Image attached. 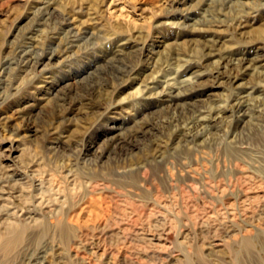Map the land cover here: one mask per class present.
Returning <instances> with one entry per match:
<instances>
[{
  "label": "rangeland",
  "instance_id": "obj_1",
  "mask_svg": "<svg viewBox=\"0 0 264 264\" xmlns=\"http://www.w3.org/2000/svg\"><path fill=\"white\" fill-rule=\"evenodd\" d=\"M57 1L0 0L1 60H6L8 46L19 41H24L26 50L32 45V51L39 55L45 47L58 48L62 38L69 33L82 38L62 56L42 58L40 63L31 62L20 67L14 65L4 76L6 82L0 85V158L6 156L0 161L14 170V179H21L24 187L30 186L24 170L31 159H39V168L52 171L58 176L68 174L78 180L95 175L107 178L104 185L92 188L94 192H88L87 198L67 215V221L73 229L78 232L86 229L84 232L88 231V234L119 227L136 228L140 223L146 227L154 223V220H142L137 224L131 215H119L121 218L118 220L114 206L121 202L120 199L132 196L136 203H145L143 192L147 186L155 190L167 188L169 192L162 197L167 201V206L160 210L167 220L162 226L166 240L160 248L162 253L154 254L164 257L165 253L172 252V257L165 260L168 264H264V199L255 198L264 193V177H258L251 185H239L241 180L234 176L241 175V171L249 172L250 165L235 164L234 158H231L235 152L224 153L223 144L224 131L234 129L237 144H241L242 151L250 146L264 154V128L259 134L248 137L246 134L253 126H244L243 123L230 126L232 113L229 108L222 110L220 117L208 120L212 125L208 135L199 140L201 150L197 157L204 164L197 171L201 177H208L209 180L201 183L192 178L183 184H178L176 179L189 174V170L186 164L182 171L179 163L187 162L186 147L192 145H185L180 139L168 140L166 128H152L146 133L136 130L149 120L185 111L188 107L206 108L223 101L229 94L232 95L231 102L236 99L259 104L264 102V84L259 83L264 77V0H85L82 5L75 4L69 14L65 12L66 20L63 24L56 25V17H53L44 25H37L36 19L47 8L61 15L65 9H71L70 1L63 0L61 5ZM237 14L240 17L236 19ZM111 46L117 50L115 53L118 58L139 57L138 71L131 78L119 82L116 93L106 92L81 104H67L62 116L54 125H49L46 120L50 119L65 91L83 85L90 80L91 75L108 65L110 55L105 60L102 57L103 52ZM209 47L211 54L201 58L200 54ZM168 54L184 57L183 68L188 67V70L182 76L180 70L183 68L178 70V75H175V68L168 75L157 71ZM237 55L248 56L252 66L237 69L233 61ZM254 68H257L258 73L254 72ZM2 75L4 68H0V77ZM139 89L143 92L132 96ZM177 93H181L179 100L174 98V102L169 101V94ZM190 94H193L192 97ZM102 111L104 114L99 116ZM126 132L133 133L136 141L125 146L128 151L138 154L140 143L154 137L158 139V148L162 152L156 163L153 161L139 169L138 181L125 178L126 184L116 185L120 184L125 169L108 171L101 168V164L81 160L85 156L82 153L79 164L75 165L74 157L79 154L80 148L77 141L87 140L90 150L86 154L94 158L95 153L107 147L110 138H119ZM57 143L62 145L61 154L72 156L56 158L51 147ZM126 151L110 149L103 155L101 163L108 165L117 155ZM221 174L227 175L219 177ZM259 175L264 176L261 172ZM165 178L167 181L162 182ZM232 179L235 180V187H232L234 194L250 189L245 191L250 196L249 200L242 202L246 199L242 194L245 198L228 204L227 208L235 215L232 222L220 220L222 222L204 227L201 220L189 217L190 214L201 217L211 208L222 210L221 205L214 202L220 199V193L213 190L219 184L224 188L227 181ZM6 181L3 179L1 184H6ZM143 182L148 185H141ZM132 183L136 189L130 187ZM27 188H24L25 192L30 191ZM178 189L191 199L200 202L205 200L207 204H200L194 211L192 208L174 205L171 195ZM176 213L177 218L169 219ZM201 227L205 231L200 234ZM186 228L192 232L191 238L189 243L180 244L182 239L178 233ZM33 232L30 228L25 233L23 247L31 245L33 249L45 248L46 243L34 240ZM214 237L220 239L223 246L213 247L212 251L206 242ZM105 239L101 240V247L112 248L115 239ZM246 239H251L253 245L243 250L242 243ZM52 244L58 247V251L53 252L48 246L47 252L42 254L44 258L39 260L41 264H59L58 261H63L61 264L84 263L76 258V242L64 244L58 241ZM147 249L151 248L148 246ZM20 251L18 247L10 254L6 264H22ZM87 254L85 262L89 263L86 264H154L157 260L146 255L136 258L130 253H127V258L118 259L101 250L96 254L88 251ZM24 263L27 264L28 260Z\"/></svg>",
  "mask_w": 264,
  "mask_h": 264
},
{
  "label": "bare ground",
  "instance_id": "obj_2",
  "mask_svg": "<svg viewBox=\"0 0 264 264\" xmlns=\"http://www.w3.org/2000/svg\"><path fill=\"white\" fill-rule=\"evenodd\" d=\"M62 1L63 0H58L57 4L61 5ZM68 1H70L69 5L71 9L69 10L65 9L63 11L64 13L61 15V14H56L54 13V11H50L47 8L46 11H42L40 13L38 19H36V24L44 25L45 22H47L48 20L50 21L51 19H53V17H56L55 24L61 25L66 20L64 14L66 13L69 14L70 12H72L75 4L82 5L85 3L84 2L85 0H68ZM235 17L237 19L240 17V15L237 14ZM28 32H32V31L28 30ZM79 36L80 35L69 33L67 37L62 38L60 44L58 45V48L53 49L50 46L45 47L42 49L43 53L39 55L36 54L34 51H32V45H30L31 48L29 50H26L25 48L26 45L24 41H19L14 45L8 46L5 52L6 60L0 59V68H4V75L0 77V85L6 82V78H4V76L6 75L8 69L14 68L13 67L14 65L20 67L21 65H28L31 62L40 63L42 58L62 56L63 54H66L68 51H70L69 48H71L74 43L82 40V38ZM207 51L204 50L200 54L201 58L203 56L205 57L211 54L210 53L211 47H209ZM115 52H117V50H114L112 46L110 48H107L103 52L102 59L105 60L108 57V55H110L109 56L110 58L107 59L108 65L105 66L98 73L91 75L90 80L84 83L83 85L76 87V89L74 88L72 90L65 91L63 96L60 98L61 102L58 105H56L54 111L51 113L50 119L48 118L46 120L47 122H49V125H54L53 123H55L56 120L62 116V113L67 109L65 107L67 104L69 105L81 104L90 98L93 99L106 92L110 94L116 93V91H118L117 87L119 82L131 78L138 71L139 57H133L131 59H121L117 57V53ZM184 61H185L184 57L181 56L180 54H175V55L168 54V56L165 57L163 64L157 67V71L162 72V74L164 75L165 74L168 75L172 73V71H174L171 69L175 68L176 71L175 75H178V70L183 68L184 64L182 62ZM233 61L235 63L236 68L239 70L248 66H252V61L250 58H248V56L246 57L244 55H239ZM187 70L188 67H185L182 70H180L181 76ZM254 72L258 73L257 68H254ZM259 83L264 84V77L260 79ZM166 85H170V84L167 83ZM253 90H255V88H253ZM142 92L143 91L140 89L136 90V92H134L132 96L140 95ZM192 95L193 94H190L189 96L192 97ZM231 96L232 95L229 94L228 96H226L225 99H223V101L210 104L206 108L188 107L185 111L182 110L181 112H174L171 115H167L165 117L149 120L147 121V123H144V125L138 126L136 128V130H138L139 132H144V133H146L149 129L152 128L153 129L160 128L159 130H161V128H166L168 130L166 132L168 140L180 139L186 143L185 145H192L191 147L188 146L186 147V149H188V152L186 153L187 157L185 158L187 162L179 163L180 168H182V171L184 170V166L187 164L189 174H184L182 178H177L176 180L178 184L189 182L192 180V178L197 179L201 183H207V181L209 180L208 177L205 176L201 177L200 176L201 173L197 171L200 170L202 168V165L204 164V161L198 159L197 157L198 152L201 150L199 149V146L201 144L199 140L201 138H204L206 135H208L209 128L210 126H212L210 125L208 120L209 119L215 120L216 117H220L221 116L220 112L222 110H226L227 108H229V111L232 113L233 119L230 121L231 122L230 126H237L238 124L241 123H243L244 126H253L249 129V132L246 134L248 137H251V135L256 133L259 134V132L263 130L264 102L260 104L251 103V102H247L248 100H241V99H236L233 102H231L230 100ZM169 97H171L169 101L174 102L173 100L174 98H177L176 101H178L179 100L178 98L181 97V93H177L173 95L169 94ZM99 114H100L99 116H102V114H104V111L100 112ZM223 136H224L223 138L224 153L228 151L231 152L233 151L235 152V154L233 153L234 155H232L233 157L231 158H234L233 160H235L236 162L235 164L248 163V165H250L249 172L241 173L242 172L241 171L239 173L241 175L238 176V174L236 173L237 175L234 176L237 179L239 178L238 180H241L240 181L241 184L239 185H245V184L251 185L250 183H253L254 180H256L258 177H264L262 175H259V172L263 173L264 175V154L262 152L261 153L256 152L250 146L245 147L246 148L244 149L245 151H242L240 147L241 144L240 145L237 144L238 140H236V134L234 129L232 130L226 129L224 131ZM228 137L231 138L230 141L228 140L229 139ZM86 141L87 140L76 142L77 145L78 144L80 145V148L78 149L79 154H77L74 157L75 165L79 164V160L81 158L80 156L82 153L85 156L83 155L84 158L82 157L81 160H85L87 162L91 161L96 163V165L101 164V168H106L108 169V171L114 170L115 168H119V169L123 168L126 171L121 175V182H119L120 184H116L120 186L126 184L125 178H132V180L138 181L140 174L139 169L153 161L156 163L157 158L162 156V152L160 151L161 149L158 148L159 141L157 138L154 137L148 138L144 143L142 144L140 143V145L137 144L139 145L138 154H135L131 151H128L129 149H126L125 147L126 145L130 146L136 142L135 136L133 133L128 134V132H126L123 136L119 138H110L107 147H104L102 150H100L98 154L95 153L94 158L88 157L89 155L86 154V152L90 150V146L87 145L88 142ZM233 143H236L237 145L231 146V144ZM110 149H118V150L122 149V151L123 150L125 151L127 150V151L117 155L113 159V161H111L110 164L104 165V163H101L102 157ZM51 150L54 151V153L56 154L55 155L56 158L63 159L67 156H72V155L61 154L62 145H59V143L51 147ZM236 154L237 155L239 154L240 157L237 156ZM193 155L195 156L192 157ZM5 156L6 155L1 157L0 160L5 158ZM40 164L41 162L39 161V159L38 160L31 159L30 162L26 163V167L24 166L25 167L24 172L26 174L25 178L30 184L28 189L27 187L22 186L23 183L20 181L21 179L20 180L14 179V177H16L14 170L11 169L6 164H4L3 161H0V176H1L0 177V264H6L7 263L6 259L9 260L10 254L15 252L18 247H20L21 249V251L19 252L20 253L19 256L21 257L20 259L23 260L21 262L22 264L27 260H28L27 264H41L39 260L44 258V255L42 254H45L47 252L48 246L53 252L54 251L56 252V250L58 251V247L55 248V245L52 244L58 241L64 244L66 243L71 244L72 241L76 242L77 245L75 246L76 248L75 250H77V252L75 255L78 260L84 261V263L82 262L83 264L89 263V262H85L86 261L85 259H88V257L86 256L89 255L87 254L88 251L96 254L100 250L103 253L106 254L107 252L118 259L127 258L128 256L127 253H130L133 254V256H136V258H139L138 256L140 255H146L151 258L155 257L157 260L154 264H168V262L166 261L168 260L167 259L168 257L169 258L172 257L171 256L172 252L165 253L166 256L164 257H160L154 254L162 251L160 248L165 245L164 241L166 240L164 236L165 232L162 230L163 229L162 226L166 224L167 220L165 215L163 214L164 212L160 210L167 206V201L162 198L165 193L169 192L167 188L164 189L161 188L155 190V188L152 189L147 186L146 191L143 192V197L144 199H146L145 203L143 204L136 203L134 200H132L133 197L132 196L130 197L131 199L129 197L120 199L121 202L114 206V214L118 220L119 218H121V216L119 215H131L130 216L131 219L136 221L137 224H139L140 223L139 221L142 220H144L145 222L147 221L152 222L154 220L155 222L146 226L147 228L144 226V224L141 225L140 223V225L137 226L136 228L119 227V228H115L114 230L104 229L99 231L98 234L100 235L97 236L98 234H93V233L88 234V231L84 232L86 229L80 232L73 229L67 221V215L80 202L84 201L87 198L86 196L88 192H94L92 188H95L97 185H101V184L104 185L106 183L107 178H102L101 175H95L91 177L84 176V179L82 178L81 180H78L71 178L68 174H61L60 176H58L56 173H53L52 171L51 172H49V170L44 171L42 168H39ZM86 165L88 164L86 163ZM231 173H227V174L231 175ZM227 174H221L219 175V177H224ZM214 178L217 179L216 176ZM3 179L7 180L6 184H1ZM166 181H167L166 178L165 180L164 179L162 180V182H166ZM234 182L235 180L233 179L228 180L227 183L223 186L224 188H222L221 184L217 185L216 189L213 188L214 189L213 191L220 193V199L215 200L214 202L216 203V205L217 204L221 205V207L224 209V212H222L223 209L214 210L211 208V211H206L205 214L201 217L198 216V214H190L189 217L194 218L196 220L198 219V221L201 220L202 221L201 225L204 227H206L211 223L217 224V222H219L220 220H223L224 222H230V221L232 222L235 219L234 218L235 215H232L234 213H232L229 210V208H227L228 204L231 205L232 203H237V201L245 197L246 199L241 200L242 202L250 199V196H248V194H246L245 192L246 190H250L249 188L243 190L241 194L240 192L236 194L233 193L232 187H235ZM141 185L146 186L148 184L146 182L145 183L143 182ZM130 187H132L133 189L135 188L133 186V183L130 184ZM24 188H27V190L30 191L25 192ZM205 190L207 191V189ZM173 192H174L172 193L173 195H171L173 196L174 199L173 203L174 205L177 206L179 205V207H187L189 209L192 208L193 209L192 211H194L200 207V204L202 205L207 204L205 200L200 202V200L196 201V199L195 200L191 199V197L184 195L182 191H180L179 189ZM242 194L245 197H243ZM263 194L261 196L257 195V197L255 196V198L261 197L264 199ZM203 198H208V196H203ZM177 217L178 215L176 213L172 218L169 219L174 220ZM131 225L133 226V224ZM30 228L35 231L31 233L34 237V240L39 241L40 243H46L45 248L42 246L43 248L33 249L31 245L28 246L25 244H24L25 246L23 247L22 244L24 241V235ZM204 231L205 229L203 230L202 228L200 234L203 233ZM191 233L192 232L187 228L180 230L178 233L179 235H181V239H182L180 241V244L189 243L188 241L191 238L192 235ZM107 237L115 239L113 241L115 243L113 244L112 248H110L109 246L101 247L100 244V242H102L101 240H106L105 238ZM206 243H208L209 246L208 248H210V250L212 251L214 249L213 247L218 248L220 246H223L221 240L218 239L217 237H214L213 240L210 239V241ZM144 245L146 246L144 247ZM252 245L253 242L251 239L244 240L242 243L243 250L244 248L250 249ZM148 246L151 248L150 250H148L149 248L147 249ZM31 249H33V252H31ZM128 249L130 251H128ZM146 253H149V255ZM56 254L58 255L59 253ZM58 262L59 264H61V262L63 261L61 262L58 261Z\"/></svg>",
  "mask_w": 264,
  "mask_h": 264
}]
</instances>
